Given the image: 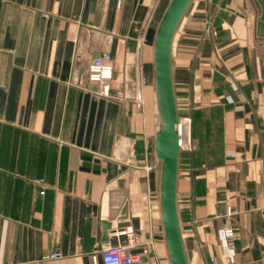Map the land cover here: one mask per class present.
Segmentation results:
<instances>
[{
    "label": "crops",
    "instance_id": "obj_1",
    "mask_svg": "<svg viewBox=\"0 0 264 264\" xmlns=\"http://www.w3.org/2000/svg\"><path fill=\"white\" fill-rule=\"evenodd\" d=\"M169 2L0 0V264H103L107 241H127L120 222L145 243L139 252L148 247L140 264H171L154 51ZM260 13L256 0H195L174 36L177 107L193 122L177 184L190 264H264ZM108 50L112 96L103 97L86 71ZM111 202L126 214L105 240ZM226 219L233 263L220 239Z\"/></svg>",
    "mask_w": 264,
    "mask_h": 264
},
{
    "label": "water",
    "instance_id": "obj_2",
    "mask_svg": "<svg viewBox=\"0 0 264 264\" xmlns=\"http://www.w3.org/2000/svg\"><path fill=\"white\" fill-rule=\"evenodd\" d=\"M195 0H170L158 25L155 38V84L160 115V128L156 134L155 149L161 164L160 203L163 227L171 264H190L184 243L177 202V184L182 148L177 129L180 114L176 102L173 80L172 47L177 28ZM260 8L257 20L258 35L264 36V0H256ZM113 202V201H112ZM108 220L102 222L104 239L112 227V220L125 215L126 208L113 206ZM128 223L120 222L121 229ZM114 232L115 230H110Z\"/></svg>",
    "mask_w": 264,
    "mask_h": 264
},
{
    "label": "built area",
    "instance_id": "obj_3",
    "mask_svg": "<svg viewBox=\"0 0 264 264\" xmlns=\"http://www.w3.org/2000/svg\"><path fill=\"white\" fill-rule=\"evenodd\" d=\"M87 82L95 83L98 85V94L103 97H111V80L114 75V66L112 63V52L110 50L105 51L101 55L94 57L87 63ZM228 102L234 103V99L231 96L227 97ZM192 117L180 116L178 123L179 130V142L182 151H192L194 148L193 135H192ZM182 137L184 143H182ZM120 234L127 237L126 243L113 244L107 241L102 249L101 256L103 264H140L142 252H146V249H142L145 243H143L141 237L136 233L132 225H128L120 229ZM220 239L225 248L227 261L229 263L234 262L236 253V230L234 226L226 219L220 228ZM61 253L54 251L49 255V258H59Z\"/></svg>",
    "mask_w": 264,
    "mask_h": 264
},
{
    "label": "trees",
    "instance_id": "obj_4",
    "mask_svg": "<svg viewBox=\"0 0 264 264\" xmlns=\"http://www.w3.org/2000/svg\"><path fill=\"white\" fill-rule=\"evenodd\" d=\"M189 153H190V152H183V153L181 154V156H182V155H189ZM191 153H192V152H191Z\"/></svg>",
    "mask_w": 264,
    "mask_h": 264
},
{
    "label": "rangeland",
    "instance_id": "obj_5",
    "mask_svg": "<svg viewBox=\"0 0 264 264\" xmlns=\"http://www.w3.org/2000/svg\"><path fill=\"white\" fill-rule=\"evenodd\" d=\"M180 116H185V115H180Z\"/></svg>",
    "mask_w": 264,
    "mask_h": 264
},
{
    "label": "bare ground",
    "instance_id": "obj_6",
    "mask_svg": "<svg viewBox=\"0 0 264 264\" xmlns=\"http://www.w3.org/2000/svg\"><path fill=\"white\" fill-rule=\"evenodd\" d=\"M178 129V128H177ZM178 132H179V130H178Z\"/></svg>",
    "mask_w": 264,
    "mask_h": 264
}]
</instances>
